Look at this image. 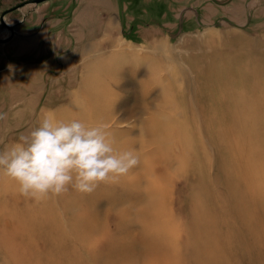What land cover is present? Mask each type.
I'll use <instances>...</instances> for the list:
<instances>
[{"label":"rangeland","instance_id":"rangeland-1","mask_svg":"<svg viewBox=\"0 0 264 264\" xmlns=\"http://www.w3.org/2000/svg\"><path fill=\"white\" fill-rule=\"evenodd\" d=\"M125 3L122 33L97 0L3 16L0 149L52 109L106 122L139 160L40 198L0 175V264H264V0H169L147 18Z\"/></svg>","mask_w":264,"mask_h":264},{"label":"clouds","instance_id":"clouds-1","mask_svg":"<svg viewBox=\"0 0 264 264\" xmlns=\"http://www.w3.org/2000/svg\"><path fill=\"white\" fill-rule=\"evenodd\" d=\"M138 160L134 148L114 145L106 122L61 119L42 109L36 126L0 149V175L12 179L21 194L40 198L69 186L90 192L99 182L118 180Z\"/></svg>","mask_w":264,"mask_h":264},{"label":"crops","instance_id":"crops-1","mask_svg":"<svg viewBox=\"0 0 264 264\" xmlns=\"http://www.w3.org/2000/svg\"><path fill=\"white\" fill-rule=\"evenodd\" d=\"M169 0H97L98 3V7H100L103 10V13L100 14V12H102V10H100L99 8V16L98 17H105V13L107 11H111L113 10V17H114V22H112L114 24V27L116 28V26L118 27V31L120 33H122V22H121V14L122 15H126V3L130 4V6L133 8V14L135 15L136 13H138L140 16L143 17H152L153 15L158 16L159 15V11L157 12L158 9L162 8V6L168 2ZM167 4V3H166ZM161 6V7H160ZM160 7V8H159ZM183 7V6H182ZM184 8H191V7H184ZM83 10V8H82ZM183 11V10H182ZM83 13V12H82ZM166 12H162L161 14H166ZM149 14V15H148ZM81 15V14H79ZM80 17V16H78ZM124 17V16H122ZM125 17V19H127ZM110 22V21H109ZM100 28L104 29L106 28L107 21L103 20L101 22H99ZM99 39H104V38H100Z\"/></svg>","mask_w":264,"mask_h":264},{"label":"water","instance_id":"water-1","mask_svg":"<svg viewBox=\"0 0 264 264\" xmlns=\"http://www.w3.org/2000/svg\"><path fill=\"white\" fill-rule=\"evenodd\" d=\"M41 1H44V0H25V1H23V2H20V3L16 4V5H14V6H12V7H9V8H7V9H5L4 11H2V13L0 14V21H1L2 23H4V25H6V27L8 28V30H9V35H8L7 37H5V38H0V42H4V41L9 40V39L13 36V34H14L13 26H12V25H8V24H6V23L3 21V15H4L6 12H9V11L15 9V8H18V7H20V6H22V5L26 4V3H38V2H41Z\"/></svg>","mask_w":264,"mask_h":264},{"label":"bare ground","instance_id":"bare-ground-1","mask_svg":"<svg viewBox=\"0 0 264 264\" xmlns=\"http://www.w3.org/2000/svg\"><path fill=\"white\" fill-rule=\"evenodd\" d=\"M230 128L232 129V127L230 126ZM232 142H234V141H232ZM239 154V153H238ZM246 154V153H245ZM251 154V153H250ZM237 157V156H236ZM251 157H253V156H251ZM250 159V158H249ZM246 160V159H245ZM249 161V160H248ZM251 163V162H250ZM250 163H249V165H250ZM243 166V165H242ZM245 166V165H244ZM241 167V166H240ZM249 167V166H248ZM252 167V166H251ZM256 167V166H255ZM244 168V167H243ZM254 168V167H253ZM242 170V169H241ZM240 171V170H239ZM243 171V170H242ZM247 175V174H246ZM244 176V175H243ZM246 177V176H245ZM245 179V178H244ZM247 180V179H246ZM246 186V185H245ZM248 187V186H247ZM248 191V190H247ZM250 191V190H249ZM252 194V193H251ZM264 216V215H263Z\"/></svg>","mask_w":264,"mask_h":264},{"label":"flooded vegetation","instance_id":"flooded-vegetation-1","mask_svg":"<svg viewBox=\"0 0 264 264\" xmlns=\"http://www.w3.org/2000/svg\"><path fill=\"white\" fill-rule=\"evenodd\" d=\"M15 5H16V4H15ZM13 6H14V5H13ZM11 7H12V6H11ZM8 8H9V7H8ZM6 9H7V8H6ZM15 9H16V8H15ZM3 11H4V10H3ZM1 13H2V12H1ZM1 13H0V14H1ZM6 13H7V12H6ZM6 13H5V14H6ZM5 14H4V15H5ZM4 15H3V16H4ZM3 24H4V23H3ZM6 24H7V23H6ZM4 26L6 27V25H4ZM13 29H14V28H13ZM14 32H15V30H14Z\"/></svg>","mask_w":264,"mask_h":264}]
</instances>
